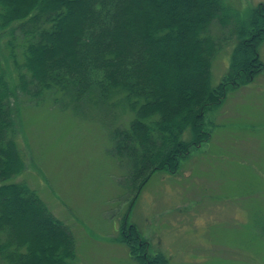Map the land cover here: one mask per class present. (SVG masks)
I'll return each instance as SVG.
<instances>
[{"label": "trees", "instance_id": "16d2710c", "mask_svg": "<svg viewBox=\"0 0 264 264\" xmlns=\"http://www.w3.org/2000/svg\"><path fill=\"white\" fill-rule=\"evenodd\" d=\"M232 14L223 0H0V31L10 36L17 79L12 85L0 69V264H74L77 257L69 229L28 183L15 181L27 169L17 141L16 91L38 104L50 93L99 103L123 96L133 119L111 131L113 153L138 194L156 172H177L206 140L205 111L221 103L226 86L262 69L264 5L244 23ZM214 23L230 25L238 40L217 88L211 87L220 49L210 33ZM188 131L191 139L184 140ZM125 224L120 241L133 259L168 264L163 254L148 256V243Z\"/></svg>", "mask_w": 264, "mask_h": 264}, {"label": "rangeland", "instance_id": "374dc122", "mask_svg": "<svg viewBox=\"0 0 264 264\" xmlns=\"http://www.w3.org/2000/svg\"><path fill=\"white\" fill-rule=\"evenodd\" d=\"M223 1L243 23L264 5ZM229 27L214 23L210 30L220 47L212 88L231 69L238 40ZM9 38L0 31V69L16 85ZM258 52L262 69L227 85L221 103L205 111L206 140L177 172H156L138 194L113 153L111 131L133 119L123 96L99 103L50 93L38 104L16 91L17 141L27 169L15 181L28 183L72 233L74 264H140L120 241L124 222L148 243V256L163 254L168 264H264V42ZM17 55L23 63L19 46ZM183 139H191L189 131Z\"/></svg>", "mask_w": 264, "mask_h": 264}]
</instances>
